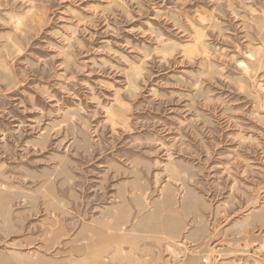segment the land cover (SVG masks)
<instances>
[{"label": "rangeland", "instance_id": "rangeland-1", "mask_svg": "<svg viewBox=\"0 0 264 264\" xmlns=\"http://www.w3.org/2000/svg\"><path fill=\"white\" fill-rule=\"evenodd\" d=\"M98 230L101 264H264V0H0V264Z\"/></svg>", "mask_w": 264, "mask_h": 264}, {"label": "bare ground", "instance_id": "bare-ground-1", "mask_svg": "<svg viewBox=\"0 0 264 264\" xmlns=\"http://www.w3.org/2000/svg\"><path fill=\"white\" fill-rule=\"evenodd\" d=\"M162 203L165 204V207H166V204H168L167 207H169V210L172 209V203H170L169 198H167V199L164 198V201ZM164 211H166V210H164ZM122 217L123 216H121L120 218H122ZM118 223H119V221H118ZM166 225L168 226L170 232H172V233L175 232V230L177 228L176 219L173 217H168L166 219V215H164V213H162V209H160V207H159V209L154 210L152 213H150L148 216H146V219L140 221V223H139V226H144V227L148 226V228L150 229L151 232L160 233V234H162L163 232L166 233ZM95 234L97 235V240L92 244V248H95L94 252L91 253L92 255L89 256L87 259H82V260L76 261L73 264H84L86 262V260H88V259L95 260L99 264L102 263L101 262V253L106 249V248L103 249L104 248L103 246L106 244V242H108V239L110 237H113V234L107 235L106 232L101 231V230L95 231ZM83 249H85V247L84 248L78 247V249H76V251L77 252L82 251ZM22 258L16 257V256H12V257H8V258L4 257L1 260V264H33L27 258H23V259ZM57 263L55 261L49 260L47 258H41V261H39V264H57ZM58 264H65V263L60 262Z\"/></svg>", "mask_w": 264, "mask_h": 264}]
</instances>
